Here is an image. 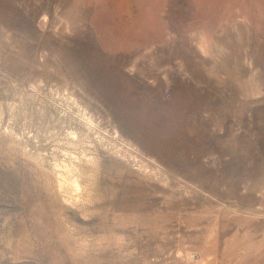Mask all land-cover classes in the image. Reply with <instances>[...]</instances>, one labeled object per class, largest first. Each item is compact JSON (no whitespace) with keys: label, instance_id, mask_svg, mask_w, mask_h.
<instances>
[{"label":"rangeland","instance_id":"1","mask_svg":"<svg viewBox=\"0 0 264 264\" xmlns=\"http://www.w3.org/2000/svg\"><path fill=\"white\" fill-rule=\"evenodd\" d=\"M0 264H264V0H0Z\"/></svg>","mask_w":264,"mask_h":264}]
</instances>
